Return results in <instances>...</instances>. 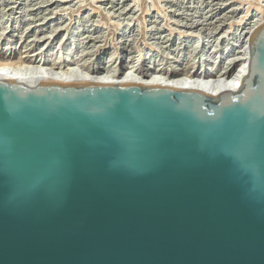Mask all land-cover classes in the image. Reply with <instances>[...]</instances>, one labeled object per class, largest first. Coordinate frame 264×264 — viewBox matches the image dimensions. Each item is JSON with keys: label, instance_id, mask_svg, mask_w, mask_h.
Here are the masks:
<instances>
[{"label": "water", "instance_id": "obj_1", "mask_svg": "<svg viewBox=\"0 0 264 264\" xmlns=\"http://www.w3.org/2000/svg\"><path fill=\"white\" fill-rule=\"evenodd\" d=\"M249 43L218 94L0 78V264H264V23Z\"/></svg>", "mask_w": 264, "mask_h": 264}, {"label": "bare ground", "instance_id": "obj_2", "mask_svg": "<svg viewBox=\"0 0 264 264\" xmlns=\"http://www.w3.org/2000/svg\"><path fill=\"white\" fill-rule=\"evenodd\" d=\"M11 3L16 4V2H11ZM54 3H56V6L52 8L53 10L59 7L61 8L67 7L64 6L63 4L68 3V1L56 0L55 2H48V0L47 1L42 0L34 3L35 6L36 4L37 6L38 4L40 5L39 7H36L35 10L42 9L41 12L35 13V18H38L35 21H40L39 24L36 25L35 27L37 28L39 26H44L45 24H49V26H51L52 23L56 21V23L54 24L55 27H52V29H50L51 31H48L49 29H47L50 27H47L46 29L42 28L39 34H37L38 32L36 33V29H35L32 36L34 37V39L31 41L34 42V50H31V47H29V45L28 47L25 46L26 47L25 50L20 52L19 58L17 57L18 60H16L14 56L16 55L17 52L16 49L12 50V47L5 46L8 47L7 49L10 48L8 57L9 58L13 57V59L15 60L12 59L7 61L0 60V78L6 80H17V81L60 80L64 82H104V83H137V84H149V85H170L175 87L191 88L206 95L218 94L219 92L225 90L236 89L238 86L241 85L243 77L247 72L250 64L251 49L249 47L250 44L249 42L251 40V36L254 30L258 26L264 23V4L262 5L259 4L258 6L256 4L255 8H253L251 12L246 9L247 12L245 13V15L243 14L240 17L241 19L239 22L234 23V21H231L232 24H230L231 23L230 22L229 23L230 25L227 27L226 25L222 27V25L217 24L213 27L212 26L209 27L208 29L205 27L206 29H204L203 27H199V26L204 24L205 22H206L205 24L212 25L213 21L211 20L209 22V20L212 18L208 16L207 17L196 16V21H195L196 23L194 25H196L197 28L195 30L191 29V31H189L188 29L189 32L184 31V29L183 31L179 30L178 32H176L175 28L178 27L180 21L176 24L174 22L177 18L173 22L174 18L169 16H164V18L161 20V22L165 20L164 25L162 27L155 28L156 31L152 29L153 35L158 34L159 36H157V38L159 39L163 36L162 34L163 32L170 31L171 35L174 32V34L171 37H167L168 35L163 36V38L167 37V39L166 40L164 39L165 40L164 41L162 38L161 42H168L170 40H174V39L176 40L177 38L180 39L185 37L187 38L195 37L196 40L193 46L196 49V51H198L199 53V56L196 59V71H190L189 69H187L188 66L186 63H184V61L183 62L182 60L178 61L179 55L176 49H168L167 51L161 52L163 53L162 55L163 58L161 57L162 59L160 60L163 61V59H168L167 67H165L163 70L161 68L156 67L155 64L152 65L151 61H150L151 63L150 65L148 64L146 65L145 63L143 67L141 66L142 68H134L135 66L133 65L130 66L127 64V63L129 64L133 63L134 57L132 58V56L130 55H125V53L129 54L128 46H126V43H124V46L122 47L125 48L126 50L125 52H121L120 55L113 56L114 54L113 52V54L111 53V55L109 56V59L108 56H106L107 59L100 57L99 54L105 55L106 53L105 51L107 48H101V45L100 46L96 45L99 42V40H97L98 36L94 37L93 34L90 35V33L89 35L88 34L86 35L85 33L86 31L83 29V31H85L83 32L80 27H78L77 29L75 27V30L71 31L72 26L69 28L71 23L67 28H65L62 24L66 21V18L64 19L63 16L64 14L62 15V13H55L56 16H52L54 12L51 14L49 12L47 14L45 13L46 10H48L45 7L50 6L49 4H54ZM82 3L79 4V7L77 9L78 14L74 15L75 16L74 19H78L77 20L78 22H82V21L86 23L92 22L90 26H95L94 27L95 29L93 30L102 27L100 23L101 22L100 20L102 19L100 20L98 18L96 19V15H97L96 8L93 7L91 9L93 10V12H88L87 14L84 15V12L86 13L85 10L83 11L82 14H80V12H82L81 9L84 6ZM24 4L26 3H19V5L16 8ZM21 8L23 9L24 7L22 6ZM65 9L66 8H64V10ZM150 17L151 19H153L154 16H150ZM133 18L132 17L131 18L128 17L127 19L126 17L123 18L128 20L129 23H126V25H124L123 28H121L123 31L122 33L126 34L132 32L130 25L132 24L131 22L134 21ZM110 19L112 18L110 17ZM117 19L119 22L117 23L118 25L116 24L117 26H120L122 23H124V22L122 23L120 22L121 20L120 18ZM154 19L156 18L154 17ZM157 20L150 21V23L151 24L153 23V25H155L154 23L157 22ZM97 22H99L100 24H98ZM174 24L177 25V27L172 28L171 26ZM187 25H189V23ZM3 30L2 33L0 32V35L3 34ZM66 30L68 32L65 34ZM79 31H81V34H79ZM92 31L89 30L88 32H92ZM78 34L80 35L79 38H78L79 36ZM73 37H76L75 42H77V44L75 42L74 43L68 42L72 40ZM18 41L19 40L10 42V39H7L6 44L11 46L13 45L14 47ZM81 43L87 45L85 48L81 49L80 51ZM54 44L55 46L57 45V47L58 44L62 46L61 48L63 49V54H61V56H58L57 54L55 57H52L54 56L53 55L54 53H51L50 55L47 52H46L47 54L44 52L49 49L53 50L54 47H52V45ZM159 44L160 43L158 44L156 43L155 47H157V45ZM163 45L165 46V44ZM165 48H168V46H165ZM226 52H228L227 54L228 56H226L225 54ZM108 53L109 52H107V55ZM141 54H143L142 56L146 57L148 52L146 53V55L145 53H140V55ZM128 58L129 59L131 58L130 62L127 61ZM90 62H94V63L90 65Z\"/></svg>", "mask_w": 264, "mask_h": 264}, {"label": "rangeland", "instance_id": "obj_3", "mask_svg": "<svg viewBox=\"0 0 264 264\" xmlns=\"http://www.w3.org/2000/svg\"><path fill=\"white\" fill-rule=\"evenodd\" d=\"M39 1H42V0H36V1L35 0H0V4L3 3L2 5H0V29H1L0 32L2 33V30L4 29L3 30L4 35L3 34L0 35L1 36L0 37V60H2V61H7V60H11V59L12 60H15V59L18 60L17 57L19 58L20 52L25 50V48H26L25 46L28 47V45H29V47H31V50H34V42H31V41L34 39V37H32V36H33V32L35 29H36V33L38 32L37 34H39L40 30L42 28L46 29L47 27H50L47 29H49L48 31H51L50 29H52V27H55L54 24L56 23V21H54L51 26H49V24H45L44 26H39L37 28L35 27L40 22V21H35L36 19H38V18H35V13L41 12L42 9L35 10L36 7H39L40 5L38 4V6H37V4H36V6H35L34 3L39 2ZM43 1H45V0H43ZM55 1L56 0H50V1L48 0V2H55ZM61 1H66V0H61ZM67 1H68V3L63 4L64 6H67V7H62V8L59 7L57 9H54L55 11L52 8H54L56 6V3L49 4L50 6L45 7L46 9H48V10H46L45 13L47 14L49 12L51 14L54 12L52 16H56L55 13H62V15L64 14L63 15L64 19L66 18V21L64 22L65 24L64 23L62 24L65 28H67L69 26V24L71 23L69 26V28L72 26L71 31H74L75 27H76V29L78 27H80L82 29V31H83V29L86 31V32L83 31L86 33V35L87 34L89 35V33H90V35L93 34L94 37L98 36L97 40H99V42L96 45H98V46L101 45V48H107L105 51L106 52L105 55L99 54L100 57L107 59L106 56H108V59H109V56L111 55V53L113 54V52H114L113 56L120 55L121 52H125L126 49L122 48V47L124 46V43H126V46H128L129 54L125 53V55H130V56H132V58L134 57L133 63H130V64L127 63L128 65H130V66L133 65V66H135L134 68H142L143 65H145V63H146V65L147 64L150 65L152 63V65L155 64L156 67L161 68L163 70L165 67H167V64H168L167 60L168 59H163V61L160 60L163 58V56H162L163 53H161V52L167 51L168 49H176V51L179 55L178 61H181V60H182V62L184 61V63H186L188 66L187 69H189L190 71H196V59L199 56L198 51H196V49L193 46L196 38L195 37H189V38L185 37V38H180V39L177 38L176 40L175 39L170 40L168 42H161L163 36L168 35L167 37H171L174 34V32H173V34L171 35L170 31H168V32L166 31V32L162 33L163 36L159 39L157 38V36H159L158 34L153 35L152 31L153 30L156 31L155 28L162 27L164 25L165 20H163L161 22V20L164 18V16H169V17L174 18L173 22L177 18L174 22L176 24L180 21V24H178V27L175 24L171 26L172 28H174V27L178 28V29L175 28L176 32H178L179 30L183 31V29H184V31L189 32V31H191V29L195 30L197 28L196 25H194L196 23L195 22L196 16H200V17L201 16H206V17L208 16V17L212 18L209 20V22L211 20L213 21L212 25L205 24L206 23L205 22L204 24L199 26V27H203L204 29H206V28L208 29L209 27H211V26L213 27L217 24L222 25V27H224L226 25V27H227L230 24H232L231 21H234V23L239 22L241 19L240 17L243 14L245 15L247 10H249L251 12L252 9L255 8L256 4H257V6L259 4L260 5L264 4V0H247V1L246 0H67ZM11 2H16V4L11 3ZM5 3L6 4L9 3V4L6 5ZM19 3H26V4L20 5L18 8H16L19 5ZM81 3L84 6L82 7V9H81L82 12H80V14H82L83 11H85V10H86V13L84 12V15L87 14L88 12H93V10H91L93 7L97 9L96 19L97 18L99 20L102 19V20H100L102 27H99L96 30H93V29H95L94 28L95 26H90L92 22H87V23L84 21L78 22L77 21L78 19H74L75 18L74 15L78 14L77 9L79 7V4H81ZM22 6L24 7L23 9L21 8ZM12 7H14V8H12ZM10 8H11V10H10ZM64 8H66V9L64 10ZM147 10H149V11H147ZM40 15H42V14H40ZM150 16H154L156 19H154V17H153V19H151ZM48 17H49V15H48ZM110 17L112 19H110ZM125 17H126V19L128 17L129 18L134 17L133 18L134 21L131 22L132 27L130 25L132 32H129L126 34L122 33L123 31L121 29V28H123L124 25H126V23H129L128 20L123 19ZM117 18H120L121 19L120 22L121 23L124 22V23H122L120 26H117L118 25L117 23H119ZM235 18H237V19H235ZM148 19H150V20H148ZM153 20H157V22L154 23L156 26L153 25V23L152 24L150 23V21H153ZM143 22H145V23H143ZM190 22L192 23V26H191ZM97 23L100 24L99 22H97ZM188 23H189V25H187ZM157 24H158V26H157ZM160 24H161V26H160ZM169 26H170V24H169ZM188 29H189V31H188ZM89 30H91V31L93 30V31L88 32ZM147 31H149V32H147ZM67 32L68 31L66 30L65 34ZM94 32H96V33H94ZM21 34H22V36H21ZM79 34H81V31H79ZM11 35L14 37H12ZM176 35H178V34H176ZM79 37H80V35L78 36V38ZM167 37L163 38V40L164 39L166 40ZM75 38L76 37H73V39L68 41V42L74 43ZM7 39H10V42L17 41V40H19V41L13 47V45L11 46V45L6 44ZM75 43L77 44V42H75ZM156 43L157 44L160 43L159 45H157L158 48L155 47ZM21 44H22V46H21ZM163 44H165V46H168V48H165V46ZM86 45L87 44L81 43L80 51H81V49L85 48ZM5 46L12 47V50L16 49L17 52H16V55H14L15 59H13V57H11V58L8 57L9 52H10V48L7 49L8 47H5ZM52 47H54L53 50L49 49L50 51L47 50L44 52L45 53L47 52L50 55H51V53H54L53 54L54 56H52V57H55L57 54H58V56H61V54H63V49L61 48L62 46L60 44H58V47H57V45L55 46V44L52 45ZM141 49H142V52H141ZM107 52H109L108 55H107ZM147 52H148V54L146 57L142 56L143 54L140 55V53H145V55H146ZM52 57H50V58H52ZM130 59L128 58L127 61L130 62ZM150 61H151V63H150ZM62 63H63V60H62ZM93 63L94 62H90V65H92Z\"/></svg>", "mask_w": 264, "mask_h": 264}]
</instances>
